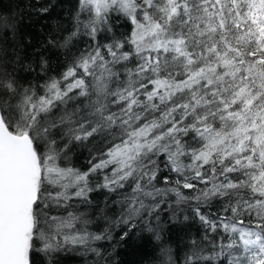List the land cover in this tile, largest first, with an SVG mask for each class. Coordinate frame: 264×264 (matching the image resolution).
<instances>
[{
	"label": "snow or ice",
	"instance_id": "obj_1",
	"mask_svg": "<svg viewBox=\"0 0 264 264\" xmlns=\"http://www.w3.org/2000/svg\"><path fill=\"white\" fill-rule=\"evenodd\" d=\"M130 243L264 264V0H0V264Z\"/></svg>",
	"mask_w": 264,
	"mask_h": 264
},
{
	"label": "trees",
	"instance_id": "obj_2",
	"mask_svg": "<svg viewBox=\"0 0 264 264\" xmlns=\"http://www.w3.org/2000/svg\"><path fill=\"white\" fill-rule=\"evenodd\" d=\"M9 0H3V3L7 5ZM24 3H27L28 0H23ZM38 30L37 28H26L25 31H30L35 33ZM150 251L145 246H139L135 243H130L129 246L122 248L118 253L119 264H143L145 260V253ZM64 264H79V259L75 257H66Z\"/></svg>",
	"mask_w": 264,
	"mask_h": 264
}]
</instances>
